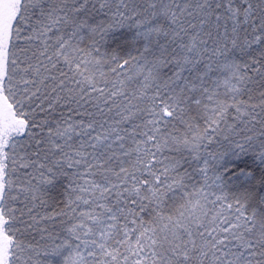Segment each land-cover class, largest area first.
<instances>
[{
    "label": "snow or ice",
    "instance_id": "6c2138e0",
    "mask_svg": "<svg viewBox=\"0 0 264 264\" xmlns=\"http://www.w3.org/2000/svg\"><path fill=\"white\" fill-rule=\"evenodd\" d=\"M0 264H264V0H0Z\"/></svg>",
    "mask_w": 264,
    "mask_h": 264
}]
</instances>
